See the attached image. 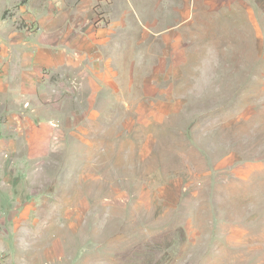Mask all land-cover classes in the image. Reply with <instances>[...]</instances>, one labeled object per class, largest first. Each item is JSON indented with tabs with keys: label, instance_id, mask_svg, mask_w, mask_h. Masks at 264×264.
Returning a JSON list of instances; mask_svg holds the SVG:
<instances>
[{
	"label": "rangeland",
	"instance_id": "374dc122",
	"mask_svg": "<svg viewBox=\"0 0 264 264\" xmlns=\"http://www.w3.org/2000/svg\"><path fill=\"white\" fill-rule=\"evenodd\" d=\"M0 264H264V0H0Z\"/></svg>",
	"mask_w": 264,
	"mask_h": 264
},
{
	"label": "crops",
	"instance_id": "0c3cea01",
	"mask_svg": "<svg viewBox=\"0 0 264 264\" xmlns=\"http://www.w3.org/2000/svg\"><path fill=\"white\" fill-rule=\"evenodd\" d=\"M85 37V36H84ZM86 40L88 37H85ZM61 42H58V44ZM88 43V40H87ZM58 45L55 46L53 49L52 48H33V50H35V55H31L29 58V61L32 65H40V66H47L48 68L51 69H58L60 67L61 64H67V63H71V66L74 65V60L76 59V57H73L72 54L68 53V49H66L65 47H61L60 49H57ZM34 53V52H33ZM82 54V52H77ZM75 56H78V59H76L78 62H80L82 60V56L80 54H77ZM73 57V58H72ZM91 59L94 57L93 55H90ZM91 63V70L95 69V62L92 60ZM89 66V65H87ZM89 69V68H87ZM92 78L90 81V84L93 85L97 82V84H107V82L105 83V81H101L102 79L105 78H100L97 77L96 78L94 76V73L91 74Z\"/></svg>",
	"mask_w": 264,
	"mask_h": 264
},
{
	"label": "clouds",
	"instance_id": "9594fccd",
	"mask_svg": "<svg viewBox=\"0 0 264 264\" xmlns=\"http://www.w3.org/2000/svg\"><path fill=\"white\" fill-rule=\"evenodd\" d=\"M215 54V49L211 45L206 46L205 48V63L207 62L208 58L210 56H213Z\"/></svg>",
	"mask_w": 264,
	"mask_h": 264
}]
</instances>
